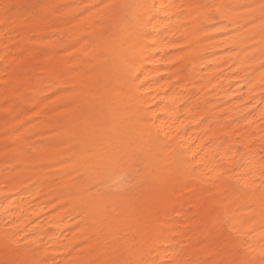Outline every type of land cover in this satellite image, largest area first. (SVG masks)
Returning <instances> with one entry per match:
<instances>
[{
	"label": "snow or ice",
	"instance_id": "1",
	"mask_svg": "<svg viewBox=\"0 0 264 264\" xmlns=\"http://www.w3.org/2000/svg\"><path fill=\"white\" fill-rule=\"evenodd\" d=\"M67 7L69 6L60 5L56 9H50L49 5L40 3L39 0L31 4H5L3 11L0 12V18L6 32L14 30L9 25L14 23L16 13L20 10L30 12L32 26L50 27L52 22L48 19L49 12ZM163 7L166 6L158 7L154 2L113 3L103 6L92 4L84 8L76 7L59 20V23H70L92 8L99 9V13L92 19L93 24L104 25L107 20L104 13L117 14L121 20L122 37L119 42L93 37L85 45V47L100 45L91 58H88L87 53L85 54V63L91 64L92 59L97 57L103 59L100 64L92 65L81 73L84 79L67 87L53 88L56 80L51 77V74L41 73V79L35 85L40 87L44 80H48L49 83L44 86L51 96H57L58 93L76 94L55 102L48 111L54 112L56 109L67 108L77 100H83L87 102V107L90 109V117L95 119L92 123L84 125L79 132L78 142L65 149L67 155L50 164L17 162L6 171L21 169V172L11 177L15 180L17 176L23 175V170L27 168L64 166L60 170L61 180L64 177H73V181L61 189V195L69 199L56 207H64L65 203H72L74 207L79 208L76 215L83 217L80 224L88 220L93 222V230L79 243L87 244L90 240L96 239L99 250L97 259L100 255L111 254L103 264H255V260H238L236 253L245 249L248 254L258 255L264 264V232L261 233L259 249L253 248L250 243L252 238L246 239V234L239 231L240 225L235 222L236 218L233 215V205L237 200L259 194L261 198L260 227L264 228V146L261 153L241 151L239 147L233 150L230 145L224 146L223 141L230 139L228 135H225L223 141L217 145L212 159H216L220 155V150L223 149L225 153L231 151L232 156H225L222 159L235 160V163L218 173H215V169L210 170L215 175L201 174V179L205 183L227 185V188L213 199L223 196L228 190L232 192L227 201L219 206L220 210L212 218L207 230L196 240L199 244L207 243L209 250L207 257L198 255L184 258V249L170 246L169 252L168 249L161 248L160 242L166 239L164 236L166 229L160 226L159 222L167 212L175 211V208L170 207L168 203L169 193L176 191L178 187L187 188L191 178L199 170L207 168L211 162L207 159H197V157L201 156L209 145L216 144V137L207 136L213 130V125L207 123L205 127V124L211 120L215 109L220 107V104L215 98L209 99L208 92L205 91L207 85L212 83L211 79L201 83L203 77L191 80L190 75H180L179 72L173 74L177 76L176 86L184 85L187 81L192 83V88L180 93L189 97V100L180 107L190 105L193 109L190 115L195 117L197 115L195 110L207 106L204 115L191 121L190 127L201 129L199 135L206 137L203 146L193 151L195 141L182 139L185 135L182 128L189 126L181 125L173 131L170 127L165 129L163 124H157V121L165 118L156 115L152 108L147 107V102L139 92L143 84L137 83L140 79L139 62L150 58L145 54L147 49L166 43L173 46L176 53H188L194 47L193 41L176 46L175 40L161 37L159 30H149L153 20L172 21L174 19V23L163 28L164 32L181 27L182 24L192 23L193 32H202L204 29L211 28L229 35L226 28L217 26L230 25L231 33H233L230 40L234 46L224 49L230 54L224 63L235 64L242 61L255 62L258 65L262 83L254 87L261 90L259 102L264 104V0H249V2L237 4H221L216 3V0H193L174 17L166 14L162 18L159 12ZM185 17L190 19L183 20L182 18ZM48 35L55 36L57 33L52 31ZM149 37L155 38L149 42ZM176 40H187V36L176 37ZM76 43H79V40ZM233 56L235 59H232ZM186 58L178 56L171 67L179 70ZM204 58L203 55L199 56L200 60ZM48 63L51 64L52 61L49 60ZM208 66L212 67L211 64ZM41 67L46 68L47 65ZM98 67H106L104 84L113 85L112 94L117 98V102L108 100L106 95H100V82L93 81L89 77V73L96 71ZM68 71L76 72L77 69L70 68ZM231 75L235 76L237 73L233 72ZM235 83L239 85L240 81L237 80ZM251 83L252 79L249 78L245 86ZM208 91L215 92L216 88L213 87ZM249 91L252 89L250 88ZM201 94L204 96L203 100L200 99ZM48 98V95L34 97V106H38ZM256 99L257 97L253 95L247 103L252 104ZM153 107L156 106L153 105ZM169 118L178 119L179 117ZM261 119L264 120V113ZM26 123L30 124L32 120L20 122L12 131L19 132ZM45 123L51 124V121H45ZM57 127L51 124L45 130L55 133ZM222 127L226 128L228 125L224 124ZM261 131L264 132V125H261ZM32 135L35 133L22 134L16 138V141L30 140ZM74 138L73 135H67L59 140L52 137L35 143H63L65 140ZM260 140L264 141V135L260 137ZM4 147L8 148L9 144L6 142ZM247 147H251V144ZM30 150H33L31 145L23 149L26 153ZM236 153H240L239 157ZM241 168L244 171L238 172L234 181L230 176L224 179L228 173L236 172ZM5 183L7 184L8 181L6 180ZM37 183L39 180L30 181L28 184L22 183V187L11 190L7 194L0 192V195H4L5 200H8L9 195L14 197L20 191H30L36 187ZM254 205L255 201L251 199L245 205L251 210L248 220L253 219L257 214ZM4 212L7 219L4 220L6 227L0 236V253H2L0 264H39L37 254L42 245L35 246L39 238L29 242L34 245L33 247L22 245L21 241L27 240L28 236L34 235V232L30 231L20 236L19 233L23 229L13 223L18 217L9 215L12 212L9 206H5ZM80 224L76 227H80ZM250 230L255 231L254 228ZM77 246L66 247L63 255L71 256V249ZM22 248L23 258H21ZM162 253L169 258L160 259ZM67 264H74V262L69 260ZM78 264H93V261L84 260Z\"/></svg>",
	"mask_w": 264,
	"mask_h": 264
},
{
	"label": "bare ground",
	"instance_id": "2",
	"mask_svg": "<svg viewBox=\"0 0 264 264\" xmlns=\"http://www.w3.org/2000/svg\"><path fill=\"white\" fill-rule=\"evenodd\" d=\"M35 2L37 0H0V12L3 11L5 4L20 5ZM39 2L49 5L50 9H56L60 5L69 7L49 12L48 19L52 22L50 27L32 26L30 12L20 10L16 13L14 23L9 25L14 30L6 32L2 18H0V192L7 194L11 190L22 187V183L28 184L30 181L39 180L35 188L30 191H20L14 197L9 195L8 200H5L4 195H0V236L6 227L4 220L7 219V215L4 208L9 206L12 209L9 215L18 217L14 220V225L23 229L19 235L24 236L30 231L34 232V235L28 236L27 240H22L21 244L33 247L34 245L29 242L39 238L35 245H42L37 254L39 264H67L69 260L74 264L84 260H91L93 264H103L111 254L100 255L97 259L99 250L96 239L90 240L87 244L79 243L86 239L93 230V222L88 220L80 224L83 217L76 215L79 208L74 207L72 203H65L64 207H56L69 199V197L61 195V189L73 181V177H64L61 180L60 170L64 166L27 168L23 170V175L17 176L15 180H12L11 177L16 176L21 172V169L17 168L13 171H6V169L11 168L17 162L50 164L67 155L65 149L77 143L79 132L84 125L92 123L95 119L90 117V109L87 107V102L83 100H77L67 108L56 109L54 112L48 111L55 102L76 94L58 93L57 96H51L44 86L49 83L48 80H44L40 87H35V85L41 79V73L51 74V77L56 80L53 88L67 87L84 79L81 73L92 65L100 64L103 59L97 57L92 59L91 64L85 63V54L87 53L88 58H91L95 49L100 46L97 44L85 47V45L93 37L119 42L122 37L121 20L117 14L104 13L107 16L106 23L104 25L93 24L92 19L99 13V9L96 8L90 9L70 23H59L61 18L67 16L76 7L84 8L92 4L103 6L104 4L129 2H154L158 7L166 6L159 12L160 17L163 18L166 14L174 17L178 11L192 3L193 0H39ZM246 2L249 0H216V3L221 4ZM174 22V19L172 21L153 20L149 25V30H159L161 37L175 40L176 46L193 41L194 47L188 53H176L174 47L166 43L147 49L145 54L150 58L142 59L139 62L140 79L137 83L143 84L139 92L147 102V107L152 108L156 115L165 118L157 121V124H163L165 129L170 127L173 131L181 125H188L189 127L182 128L185 132L182 139L185 141L194 140L193 151H196L206 142V137L199 135L201 129L190 127V125L192 119L206 113L207 106L195 110L197 113L195 117L190 115L193 111L190 105L180 107L181 104L189 100V97L180 95V93L192 88V83L187 81L184 85L176 86L177 76L173 74L179 72L180 75H190L191 80L203 77L201 83L207 79L212 80L205 91L208 92L209 99L215 98L219 102L220 107L215 109V114L209 122H206L205 127H207V123H211L213 130L207 136L217 139L216 144L209 145L201 153V156L197 157V159H207L211 162L207 168L199 170L191 178V183L187 188L178 187L176 191L169 193L168 203L170 207L175 208V211L167 212L159 222L160 226L166 229L164 232L166 239L160 242L161 248L168 249L170 252V246H174L177 249H184V258L198 255L206 258L209 251L207 243L199 244L196 243V240L207 230L212 218L220 210L219 206L227 201L232 192L228 190L224 192L223 196L213 199L214 196L227 188V185L205 183L201 179V174L215 175L223 168L231 167L235 163V160L222 159L225 156H232L231 151L225 153L223 149L220 150V155L216 159H212L217 145L223 141L225 135L230 137L227 141H223L225 147L230 145L233 150L239 147L241 151L262 152L264 141H261L260 137L264 135V132L261 131V125H264V120L261 119V115L264 113V104L259 102L261 90L254 87V85L262 83L261 73L255 62L224 63L230 55L224 49L234 46L230 40V36L233 35L230 25L217 26L226 28L229 35L211 28L204 29L202 32H193L194 25L192 23L171 28L168 32L163 31L165 26ZM52 31H55L57 35H48ZM185 35L187 40H176V37ZM154 38L149 37V42ZM77 40L79 43H76ZM61 48L64 50H59ZM200 55L205 58L200 60ZM178 56L187 57L184 64L180 65L179 70L171 67ZM232 59H235V56ZM49 60L52 61L51 64L48 63ZM210 64L212 67L208 66ZM43 65H47V67L42 68ZM70 68H76L77 71H68ZM105 72L106 67H98L96 71L89 73V77L93 81L100 82V95H106L108 100L117 102V98L112 94L113 85L104 84ZM233 72L237 75H231ZM59 73H63V75H59ZM253 74L255 75L253 76ZM249 78L252 79V83L245 86ZM237 80L240 81L239 85L235 83ZM213 87L216 88L215 92L208 91ZM250 88L252 91H249ZM39 95H48L49 98L38 106H34V97ZM253 95L257 99L252 104H248L247 101ZM200 99H204L203 94ZM29 109L31 110L29 111ZM29 119L32 120V123H26L19 132L12 131L20 122ZM45 121H51V124L57 125V131L55 133L46 131L45 129L51 124H46ZM224 124H227L228 127H222ZM28 133H35V135H32L31 139L27 141H16L17 137ZM67 135H73L75 138L65 140L63 143H35L36 141L49 140L52 137L59 140ZM6 142L9 144L8 148L4 147ZM249 144L251 147H247ZM28 145H31L33 150L26 153L23 149ZM239 155L240 153H236L237 157ZM212 169H215V173L210 172ZM242 171H244L243 168L237 169L236 172L228 173L224 179L230 176L234 181L236 174ZM54 197L57 198L54 199ZM250 199L255 201L254 207L257 214L253 219L248 220L247 217L251 210L245 205ZM260 203L261 198L257 194L239 199L233 205L235 222L240 225L239 231L246 234V239L252 238L251 246L257 250L260 247L261 233L264 232V228L260 227ZM77 224H80V227H76ZM253 228L255 231L250 230ZM72 245L78 246L71 249V256L63 255V250ZM236 256L240 261L255 260V264H262L258 255L248 254L246 249L236 253ZM21 258H23V248L21 249ZM167 258L169 257L162 253L160 259Z\"/></svg>",
	"mask_w": 264,
	"mask_h": 264
}]
</instances>
